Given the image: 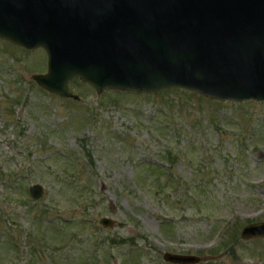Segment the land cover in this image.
I'll return each instance as SVG.
<instances>
[{"label":"rangeland","instance_id":"374dc122","mask_svg":"<svg viewBox=\"0 0 264 264\" xmlns=\"http://www.w3.org/2000/svg\"><path fill=\"white\" fill-rule=\"evenodd\" d=\"M47 70L0 39V264H264V238H240L264 222V101L79 78L75 100L33 79Z\"/></svg>","mask_w":264,"mask_h":264},{"label":"water","instance_id":"95a60500","mask_svg":"<svg viewBox=\"0 0 264 264\" xmlns=\"http://www.w3.org/2000/svg\"><path fill=\"white\" fill-rule=\"evenodd\" d=\"M0 39L45 49L48 71L33 79L65 98L80 99L70 87L79 78L98 93L183 88L264 101V0H0ZM44 191L29 188L35 200ZM100 224L115 220L103 216ZM253 237L264 238V222L240 235ZM164 260L205 258L165 252Z\"/></svg>","mask_w":264,"mask_h":264},{"label":"trees","instance_id":"16d2710c","mask_svg":"<svg viewBox=\"0 0 264 264\" xmlns=\"http://www.w3.org/2000/svg\"><path fill=\"white\" fill-rule=\"evenodd\" d=\"M169 156L171 157V154H169ZM89 157H90V159L91 160H93V157H92V155L91 154H89ZM75 182V184H76V181H74ZM63 227V226H62ZM68 227H63V229H67Z\"/></svg>","mask_w":264,"mask_h":264}]
</instances>
